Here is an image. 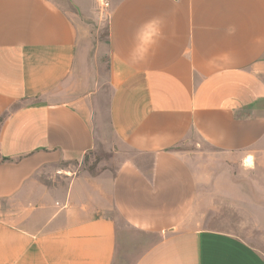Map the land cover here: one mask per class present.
<instances>
[{
  "label": "crops",
  "instance_id": "crops-1",
  "mask_svg": "<svg viewBox=\"0 0 264 264\" xmlns=\"http://www.w3.org/2000/svg\"><path fill=\"white\" fill-rule=\"evenodd\" d=\"M108 1L0 0V264H264L186 226L209 159L264 169V0ZM88 20L107 24L110 141ZM99 143L117 170H78Z\"/></svg>",
  "mask_w": 264,
  "mask_h": 264
},
{
  "label": "rangeland",
  "instance_id": "rangeland-1",
  "mask_svg": "<svg viewBox=\"0 0 264 264\" xmlns=\"http://www.w3.org/2000/svg\"><path fill=\"white\" fill-rule=\"evenodd\" d=\"M62 5L65 8L68 6L66 3ZM71 10H74L73 7ZM97 13H101L100 10ZM84 26L90 67L94 76L100 79V82L90 84V89L94 92L95 123L101 129L99 134L103 141H110L112 134L108 111L111 89L107 82V24H102L98 31L90 20ZM100 143L78 165V170L92 173L106 170L114 173L117 170L119 161ZM248 162L252 163L250 160ZM208 163L213 169L208 172L200 171L198 204L192 210L186 226L196 230L232 234L264 255V169L253 172L243 165L216 166V162H211L210 159ZM112 216L119 223L120 233L134 240L133 249L148 239V236L138 234L121 224L116 214ZM141 252L142 248H138L134 252L135 256L138 257Z\"/></svg>",
  "mask_w": 264,
  "mask_h": 264
},
{
  "label": "built area",
  "instance_id": "built-area-1",
  "mask_svg": "<svg viewBox=\"0 0 264 264\" xmlns=\"http://www.w3.org/2000/svg\"><path fill=\"white\" fill-rule=\"evenodd\" d=\"M99 7H100V12L102 15L106 14V12L110 9V3L108 0H97Z\"/></svg>",
  "mask_w": 264,
  "mask_h": 264
},
{
  "label": "clouds",
  "instance_id": "clouds-1",
  "mask_svg": "<svg viewBox=\"0 0 264 264\" xmlns=\"http://www.w3.org/2000/svg\"><path fill=\"white\" fill-rule=\"evenodd\" d=\"M157 36H159V32H157ZM149 50H146V52H145V56L147 55V52H148Z\"/></svg>",
  "mask_w": 264,
  "mask_h": 264
}]
</instances>
